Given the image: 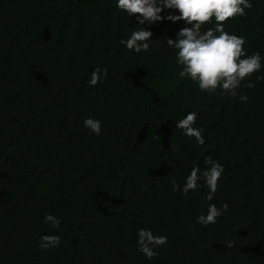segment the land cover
Instances as JSON below:
<instances>
[{
  "label": "trees",
  "instance_id": "obj_1",
  "mask_svg": "<svg viewBox=\"0 0 264 264\" xmlns=\"http://www.w3.org/2000/svg\"><path fill=\"white\" fill-rule=\"evenodd\" d=\"M251 3L222 23L264 57V0ZM134 26L113 0H0V264H264V68L237 97L202 93L167 46L183 21L146 25L139 55L120 44ZM96 68L107 75L89 87ZM190 111L203 146L175 127ZM209 156L224 167L213 200L202 181L182 196ZM210 203L228 211L204 227ZM140 228L167 237L151 259ZM46 235L58 246L41 248Z\"/></svg>",
  "mask_w": 264,
  "mask_h": 264
},
{
  "label": "clouds",
  "instance_id": "obj_2",
  "mask_svg": "<svg viewBox=\"0 0 264 264\" xmlns=\"http://www.w3.org/2000/svg\"><path fill=\"white\" fill-rule=\"evenodd\" d=\"M115 8L124 15L128 22L135 16L136 26L131 34L120 40L124 48L137 55L149 53L152 32L145 26L156 22L170 21L177 23L183 21L185 27L175 34V39L168 38L167 46L175 53V62L179 68L180 79L190 80L202 93H214L219 89L221 96L237 97V89L242 82L248 80L253 73L264 68V57L259 52L246 54L243 36L230 34L225 31V24L231 18L243 17L246 10L252 7L251 0H113ZM171 10V11H169ZM162 12L167 13L161 15ZM178 12V15L172 14ZM211 24V27L206 25ZM107 69L96 68L86 81L89 87L103 83ZM264 77L257 76V80ZM254 87L252 83L245 85ZM246 95H239L241 102H246ZM198 113L187 112L183 118L175 122L176 129L188 138H194L197 146L205 144L203 129L195 126ZM83 126L90 133L99 136L102 129L100 119L89 116L83 120ZM205 169L193 167L179 188L182 196H187L201 187V181L208 188L205 199L213 200L217 185L224 172L223 165L210 156L205 157ZM174 190L176 188L174 187ZM228 211V204L219 207L210 203L206 213L202 212L196 217V223L204 227L215 224L217 219ZM43 220L59 228L60 219L50 213H45ZM58 235L41 237V248L48 250L58 246ZM138 251L146 258L151 259L157 253L156 248L167 244V237L154 235L150 229L140 228L137 231ZM229 242L227 247H232Z\"/></svg>",
  "mask_w": 264,
  "mask_h": 264
}]
</instances>
